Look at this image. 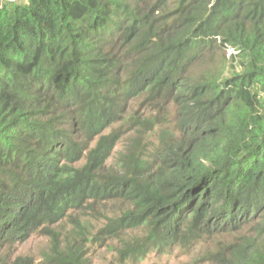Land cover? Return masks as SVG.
<instances>
[{
  "label": "trees",
  "instance_id": "trees-1",
  "mask_svg": "<svg viewBox=\"0 0 264 264\" xmlns=\"http://www.w3.org/2000/svg\"><path fill=\"white\" fill-rule=\"evenodd\" d=\"M111 201L95 234L73 216ZM39 233L49 264L219 236L205 264H264V0L0 3V264Z\"/></svg>",
  "mask_w": 264,
  "mask_h": 264
},
{
  "label": "rangeland",
  "instance_id": "rangeland-1",
  "mask_svg": "<svg viewBox=\"0 0 264 264\" xmlns=\"http://www.w3.org/2000/svg\"><path fill=\"white\" fill-rule=\"evenodd\" d=\"M4 0H0V3ZM17 1V0H16ZM20 1V0H19ZM125 146V140L122 139L107 163V168L116 170L114 165L118 152H120ZM129 205L117 201L106 202L101 206H97L95 212L89 210H83L81 212H72L74 217L80 219V221L86 227V230L91 234L99 232V228L104 222V217L109 218L116 214H120L121 211L128 209ZM100 215L104 216L103 218ZM51 229H55L61 233L60 249H64L70 246L72 242H76V238L72 234L75 231V227L71 224L70 220H64L59 224L51 226ZM140 231L133 232L134 235H139ZM127 235L130 236V231H127ZM231 239L223 237H215L205 239L188 250H181L180 248H174L170 254H163L162 256L152 254L146 260L139 264H205L201 261L204 253L208 249H213L215 245L220 243H228ZM51 243L50 238L46 235L39 233L30 237L24 244L17 247L15 256H21L30 258L32 264H49L45 261L44 255L50 253ZM118 243L113 240L109 241L104 247L87 245L84 248V262L85 264H117L118 258ZM201 261V262H200Z\"/></svg>",
  "mask_w": 264,
  "mask_h": 264
}]
</instances>
